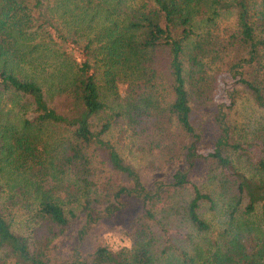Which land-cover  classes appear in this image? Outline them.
Instances as JSON below:
<instances>
[{"label":"trees","instance_id":"obj_1","mask_svg":"<svg viewBox=\"0 0 264 264\" xmlns=\"http://www.w3.org/2000/svg\"><path fill=\"white\" fill-rule=\"evenodd\" d=\"M1 173L0 264H264V0H0Z\"/></svg>","mask_w":264,"mask_h":264},{"label":"rangeland","instance_id":"obj_2","mask_svg":"<svg viewBox=\"0 0 264 264\" xmlns=\"http://www.w3.org/2000/svg\"><path fill=\"white\" fill-rule=\"evenodd\" d=\"M135 85H138V84L135 83ZM123 90H124L123 87L119 88V93L121 96L123 94ZM112 104L114 105V102H112ZM239 107L240 109L237 111V113L236 112L234 113L237 116L236 118L239 121H242L244 123L248 121H252L258 115V110L253 108V106L249 102H244ZM1 108H2L1 114L4 116V118L5 117L6 119L9 118L8 120L11 122L16 123L18 119L17 116H21L20 113H16V111H18V108L16 107L15 109H12V106L9 104L8 100H4L2 102ZM7 112H9V116L6 115ZM20 124H21V121H18L19 127H20ZM118 134L119 132L117 131V128L114 129L113 132L111 133V136H112L111 140L113 141L117 140ZM123 153H124L123 155L124 158H126L128 161L134 164H139L140 161L143 160L144 155L148 154V152L142 153L141 150L138 149L134 145L130 147V150L127 149L125 152L123 151ZM169 171H170V168H167V169L164 168L162 172L152 171V172H146V174L166 175L167 172ZM196 172H201L200 173V176H201L204 172V166L203 165L197 166ZM0 175H1V178L5 181H13V179H11L9 175H5L3 173H1ZM11 185L13 184H10L9 186ZM9 197H12V199L8 203L15 205L14 210H13V214L16 217L15 219L17 220L15 224L18 227L22 228L21 225L22 226L24 225L22 224L23 218H24L23 210H25L24 209L25 201L23 200L24 198L18 197L17 200L15 199V203H14L13 195H10ZM137 210H139V205L137 203H131L129 205L128 210H126L125 212L116 215L111 220H106L104 222H101L97 226H95L93 230L91 231V234L87 240L86 246L93 247L96 245H104V246H108L109 248L113 250H117L120 247L127 246L128 244L127 243V239H128L127 230L129 228V225L133 222V216ZM55 245L58 248L59 242L55 243ZM60 252H61V249L58 248V253L60 254Z\"/></svg>","mask_w":264,"mask_h":264}]
</instances>
